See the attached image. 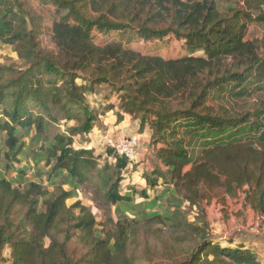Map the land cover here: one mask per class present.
<instances>
[{
  "label": "trees",
  "instance_id": "trees-1",
  "mask_svg": "<svg viewBox=\"0 0 264 264\" xmlns=\"http://www.w3.org/2000/svg\"><path fill=\"white\" fill-rule=\"evenodd\" d=\"M38 1L55 9L51 50L42 47L44 18L32 0H0V43L22 64L0 63V264H141L149 257L156 258L150 264H264L235 239L217 242L204 208L221 188L225 198L244 194L243 211L264 213V37H247L250 25L264 27V0L225 8L218 0ZM94 31L134 32L148 44L172 39L186 54L167 58L122 42L97 44ZM98 86L110 90L106 102L117 94L118 104L93 109L87 95ZM254 95L251 109L229 103ZM110 111L118 123L130 115L139 133L151 132L156 166L144 173L147 188L165 187L195 208L199 221L190 222L179 207L111 220L115 228L102 236L89 207L67 206L75 191L50 192L36 183L21 189L6 178L3 163L8 170L23 137L35 132L51 177L93 186L96 201L120 213L133 201L121 191L125 172L138 165L108 147L115 163L101 167L94 148L77 149L74 141L101 127ZM62 121L73 123L65 133L56 131ZM147 191L141 196L148 201ZM140 234L156 238L158 252L148 242L145 257L131 251Z\"/></svg>",
  "mask_w": 264,
  "mask_h": 264
},
{
  "label": "rangeland",
  "instance_id": "rangeland-1",
  "mask_svg": "<svg viewBox=\"0 0 264 264\" xmlns=\"http://www.w3.org/2000/svg\"><path fill=\"white\" fill-rule=\"evenodd\" d=\"M222 8L229 7L235 4V0H218ZM34 8L38 13L43 16L44 21L42 24V35L40 36V41L42 47L45 50L54 49L51 41V29L55 18V9L52 6L40 3L38 0H32ZM94 40L97 44H107L110 42H122L125 46L138 50L143 54L149 55H161L167 58H178L186 54V51L178 49L176 43L171 40H165L155 43H143L139 40L134 32L119 33L114 32L107 36L102 35L98 31L93 32ZM250 40H261L264 37V27L259 26L257 23L250 25L247 34ZM0 63L4 65H16L21 66L22 64L18 61L17 55L14 53L10 46H5L0 43ZM79 84L83 82L78 81ZM110 90L103 87H96L94 92L87 95L88 102L93 109L99 111L105 110L110 103L111 105H117L118 99L117 94H110L111 98L106 102L107 96ZM258 95H254L251 98L245 100H233L229 99L230 105L233 107L243 110L251 109L252 105L258 101ZM114 113V112H113ZM109 115H113L108 112ZM133 122V121H132ZM73 123H66L65 121L60 122L56 125V131L59 133H65L69 126ZM133 125V123L131 124ZM101 129V127H100ZM136 130V129H135ZM138 130V129H137ZM137 132V131H135ZM35 132H31L30 136L23 137L24 149L22 153L13 161L10 168L7 170V164L4 162L2 169L6 178L13 183L15 187L25 189L29 184L36 183L41 185L44 189L50 192H54L57 187H63L67 191H75L76 197L74 199L67 201V206L71 207L77 202H81L84 206L89 207L92 210L93 215L97 221V229L99 233L104 236L113 230L114 224H116L122 217L128 219H142L145 215L151 213H160L166 215V213L171 210L174 211L177 208H181L185 212L188 220L190 222L199 221L197 210L191 209L187 203H185L181 198L166 194V188L159 186L155 190H149L146 186L144 179V173L152 172L156 166L155 152L150 143L151 139L147 137H139V156L137 160L132 163L138 165L139 168L135 172H131V165L125 172V178L122 181L121 191L123 194H128L133 196V201L131 204H122L120 206V213H118L116 206L111 207V209L106 208L103 201H96V196L94 195L93 186H83L77 187L76 185L69 186L66 183V178L59 177L54 178L52 176V166H47L46 160L40 154V148L42 144L33 141V136ZM115 132L108 131H95L91 136L88 137H77L75 141V147L80 149L82 146L87 148H93L95 145L97 155L100 156L99 164L103 167L106 163L114 164V156H110L107 153L108 146L104 143V137L106 135H111L114 138H118L114 135ZM134 133H131L132 135ZM136 134V133H135ZM148 135V134H147ZM136 136V135H133ZM121 137V136H120ZM4 142L2 143V146ZM6 152L7 149L3 148ZM143 165V166H141ZM6 167V168H5ZM190 167L186 170L188 171ZM137 186V192H132V189ZM148 190L149 200L147 201L143 196H141L142 190ZM162 196L160 200L154 201L158 195ZM240 199H231L229 197L225 198L223 190L218 188L213 191L212 198L210 201L204 203V208L206 210V217L210 224V231L212 236L217 242H220L223 246L226 245L227 239H231L240 233H247L256 236H262L264 230L256 233L251 230V223L255 219V215H251L248 211H243L240 202L242 201L244 194L241 193ZM96 201V202H95ZM43 200L40 201V208L42 207ZM164 231H166L164 229ZM140 238L133 244H131V251H133L138 257H145V247L148 242L151 248L158 252L160 249V242L156 238H146L145 235L140 234ZM10 250L5 251V258L9 259ZM264 255H262V258ZM147 257V256H146ZM156 262V258L149 257L145 261H141V264H150ZM4 264H12L11 261H7Z\"/></svg>",
  "mask_w": 264,
  "mask_h": 264
},
{
  "label": "crops",
  "instance_id": "crops-1",
  "mask_svg": "<svg viewBox=\"0 0 264 264\" xmlns=\"http://www.w3.org/2000/svg\"><path fill=\"white\" fill-rule=\"evenodd\" d=\"M111 113L113 115H109L107 113L104 117L101 118V124H100L101 129H100V127H98L94 130V132L95 131L96 132L101 131V130H103L105 132L108 129V131H110L111 133L115 132L114 135H117L118 137L125 136V135L126 136L127 135L128 136H133V135L137 136V134L139 133V128H140V122L139 121H135L130 115H124L123 122L118 123V120H117L115 113H113V111H111ZM132 123H133V125H131ZM135 131H137V132H135ZM131 133H134V134L130 135ZM139 135H140L139 137H141V138L147 137V138L151 139V132L149 130H145L144 133H139ZM89 136H91V134ZM139 141H140V139H139ZM150 143H151V141H150ZM92 147L96 150L95 145H93V143H92ZM141 166H143V165H141ZM138 168H139V166H138ZM131 169H132V167H131ZM240 205L242 206V201L240 202ZM247 211L249 214L255 215V213L252 210L248 209ZM231 239H235L237 242L244 244L247 248L256 252L257 255L259 256L260 260L264 262V258H262V255H264V234L262 236H256V235H251V234H247V233H240Z\"/></svg>",
  "mask_w": 264,
  "mask_h": 264
},
{
  "label": "built area",
  "instance_id": "built-area-1",
  "mask_svg": "<svg viewBox=\"0 0 264 264\" xmlns=\"http://www.w3.org/2000/svg\"><path fill=\"white\" fill-rule=\"evenodd\" d=\"M104 139V143L112 148L117 156L127 159L131 164L137 160V157L139 156V139L137 136L125 135L114 138L111 135H106ZM250 227L251 230L256 233L264 230V213L256 215Z\"/></svg>",
  "mask_w": 264,
  "mask_h": 264
}]
</instances>
